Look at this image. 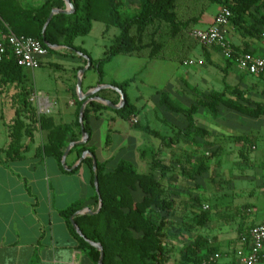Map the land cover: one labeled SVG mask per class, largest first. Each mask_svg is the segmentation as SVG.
I'll list each match as a JSON object with an SVG mask.
<instances>
[{
  "label": "trees",
  "instance_id": "trees-1",
  "mask_svg": "<svg viewBox=\"0 0 264 264\" xmlns=\"http://www.w3.org/2000/svg\"><path fill=\"white\" fill-rule=\"evenodd\" d=\"M73 13L70 15L53 16L48 23L44 34L42 29L54 8H62V0H45L39 7L24 6L20 0H0V35L7 31L18 36L30 37L37 40L47 53L53 51L44 43L55 47L63 46L68 49L69 55L80 53L87 54L80 48L73 46V40L85 37L91 30L92 22H100L106 28L112 27L119 30V36L112 42L104 58L90 60L98 76V84L101 83L103 66L118 55L131 57H145L146 59H165L162 50L168 40L176 37L180 32L192 30L211 4L226 8L231 17L229 23L241 26L248 22L244 31L251 37L259 38L264 31V6L262 0H138L137 7L132 14L123 16L122 3L119 0H70ZM228 23V24H229ZM233 48V47H232ZM211 50L218 52L217 48ZM237 53H249L238 51ZM203 55L207 62L210 54L206 48ZM225 69L235 66L233 61L224 60ZM225 71V70H224ZM262 76V75H258ZM24 80L23 69L18 67L9 50L0 60V84L22 83ZM128 82L113 85L119 89L124 97V104L115 113L128 121L136 114L135 107L129 102L125 93ZM27 94V92H24ZM159 107L165 112L182 116L186 123L183 131H177L172 137L161 135L150 129L148 125L136 128L142 133L159 141V148L155 153L149 171L138 174L132 165L126 161H120L112 172H106L105 163L96 162V175L98 195L101 207L94 215L76 216L74 222L84 239L98 243L103 250L102 264H168L170 250L167 240L175 239L174 235L166 232L172 225L166 215L174 208V202L169 197V192L162 183V178L172 168L164 165L156 157L162 149L175 145L178 137L192 141L194 138H206L208 133L196 126L195 114L200 108L205 109L212 118L218 114V107L223 106L251 118L264 116V105L250 103L244 99V93L238 88L224 86L222 92H211L205 97L196 99L188 107L182 106L170 98L166 92L159 93ZM26 98L22 103V110L26 111L28 121L41 130H47L46 143L42 150L50 155L58 163L61 161L62 150L65 147L66 138L71 135L70 141H76L71 134V128L67 125H53L51 118L37 116L33 109H27ZM81 102H77L75 110V127L80 133L78 123V111ZM104 106L90 103L84 110L83 130L89 139L87 115L90 110H98ZM27 133L26 125L16 113L12 124L9 126L7 147L2 150L10 161L22 158L24 148L20 145V138ZM237 143H243L240 156L247 154L245 145L252 143V136H230ZM88 142V140H87ZM86 142V143H87ZM80 156L87 149L84 145L76 146ZM188 160V158H187ZM186 160V161H187ZM82 163L92 170V160L85 158ZM208 158H202L189 166H181L182 175L191 181L207 172ZM160 177L156 178L155 173ZM91 185L93 186V172L91 171ZM138 188L143 198L140 202H134L131 192ZM94 201L98 204L97 195ZM82 204L76 203L60 212L70 235L78 243V248L86 251L92 264H97L99 253L81 239L69 223V218L81 211ZM209 220L208 214L201 212L196 217L197 227H203ZM253 227V226H252ZM250 229V228H249ZM140 234L134 237L133 234ZM217 249L208 243V240L196 236L191 243L183 246L178 252V264H209L207 259Z\"/></svg>",
  "mask_w": 264,
  "mask_h": 264
},
{
  "label": "crops",
  "instance_id": "crops-1",
  "mask_svg": "<svg viewBox=\"0 0 264 264\" xmlns=\"http://www.w3.org/2000/svg\"><path fill=\"white\" fill-rule=\"evenodd\" d=\"M20 1L24 6L36 8L45 0H30L29 2L33 4L30 6L24 3L28 1ZM119 1L122 3V12L125 5L132 0ZM38 3L39 5H37ZM64 7L65 3L63 2L62 8L54 9L62 10ZM218 11L219 9L203 29L208 28L212 24L213 18ZM250 21L251 20L248 19V22L241 26H234L229 23L226 27L227 40L236 50L246 51L256 57L264 59V31L262 33L263 35L259 38L249 36L244 31V28L247 24H250ZM94 23L95 22H92L90 32L92 31ZM109 28L112 27L106 28L104 26L102 33H107ZM195 29L196 28L193 27L192 31ZM118 36H116L112 42ZM80 38L83 37H78L73 40L74 47L82 49L87 54L86 57L88 60L95 61L102 59L91 58L85 51L82 41L79 42ZM110 46L105 50V54ZM51 50L53 52L47 53L42 59L39 68L48 65L54 69L62 70L64 74L61 75L58 72L52 73V79L50 81L48 80V86L33 91L29 89L27 92L28 95L26 94V103L29 105L30 109L35 111L37 116L51 118L53 125L70 126L71 134L76 141H70L71 135L66 138L67 141L62 150L64 154L66 148L71 143H76L81 140V132L78 133V129L75 127V110L77 102H79L76 93V81L79 71L86 67L87 62L84 57H82L83 55L80 56L79 53L69 55L68 49L63 46H55ZM207 50L210 54V61L207 62V64L210 67L218 69L219 72L215 74L214 77H211L210 73H205L200 77L198 82L201 84L202 90H200L197 96L202 98L211 92H222L224 86L227 85L230 88H238L244 93V99L248 100L250 103H261L264 105V75H249L239 70L236 66L225 69L224 59L222 57L220 58L219 52L211 49ZM121 56L123 55H118L113 59H120ZM216 59L219 61L216 62ZM62 63H65L64 65L66 66L64 67ZM109 63L105 64L102 69L103 75L100 84H98V76L93 67H89L85 71L81 77L82 93H87L98 85L114 87L113 85L115 83L112 85L107 81V74L105 72V67H107ZM90 69H93L94 75L85 82V75ZM32 78L33 84H36L37 77L33 74ZM25 80L26 78L24 76L23 82L18 86H23ZM128 81L131 80L123 81L122 83ZM218 82L221 83V87ZM177 83L178 79L174 81L176 89L173 90L169 82L162 92H166L175 102L188 107L194 103L198 97L193 99L192 103L187 101L186 98L191 95H196L194 93L196 89L190 84H185L186 86L180 85V87ZM17 92H19V89ZM32 94H35L36 97L33 102H30L29 98ZM94 96L102 98L113 105H118L120 103L119 94L113 90H100ZM158 99L159 94L157 93L155 98L156 105L162 113H167L163 108L159 107ZM6 102L12 108L14 114L19 113V106L15 105L13 99L6 101L0 100V105L6 104ZM90 103L104 106V108L98 110H90L87 115L89 139L87 138L88 142L85 144V147L93 151L96 162L105 163L106 172H112L120 161H126L132 165L136 173L145 174L146 171L142 170L141 172L139 168L137 169L134 161L138 160L137 158L144 159L141 155L145 154L144 149L148 141L142 140V136H138V134L132 132L131 129H134V127L130 120L133 116L130 120L126 121L119 117L115 113V110L98 102ZM90 103H88L86 107ZM222 108L229 109L219 106L217 116L212 118L209 115L210 120L207 121L206 124H199L196 118L198 114L201 112L204 113L206 110L203 108L198 110L194 116L196 126L204 129L209 135L206 138H194L192 141H188V143L192 145L193 150L189 148L186 150V153L195 155L197 153L195 150L199 146V157L201 153H204V147L201 149V146L205 145L209 147L208 145L211 144L210 148L215 147L214 149H216L217 146L213 142V139H222L226 135L231 137L240 135L256 136L255 138L252 137V143L245 145L247 154L244 156H240L239 153L244 144L237 143L231 139L237 149L239 158L244 161L248 158L251 150L257 151L256 142L258 141L262 142L259 151L264 152V150H262L264 147V140L259 138L258 135L261 133L256 131L254 127L261 125L264 134V116L251 118L232 109H229V112L226 111L224 114H221ZM109 111L113 114H109ZM168 114L169 116L160 120L162 126L167 128L169 133L167 135L160 134L172 137L177 131H183L186 123L182 116L172 113ZM135 115L138 117L137 113ZM27 117V113L22 112L20 115L27 130V133H24L20 138V145L24 148V152L21 154L22 158L17 161H10L7 159L6 154L2 152L8 145V130L14 118L11 119L6 131H4L3 142H5V145L4 147H0V264H92L88 259L86 251L78 248V243L70 235L65 221L60 215L61 211L76 203H81L83 209L85 208L93 213L97 211L98 204L96 205L94 201L95 192L90 182L92 170H90L86 164L79 162L81 155L78 156V149L74 148L76 146L71 147L65 157H63L62 154L60 163H58L54 157L44 154L42 147L46 143L48 131L41 130L38 126L36 127L30 124ZM118 119L124 120L127 126L121 122L119 123ZM104 127H107V132L109 134L106 135L107 141L103 146H100V131ZM252 132H255V134ZM178 138L179 140L175 145L166 149L170 151V156H173V159H177L174 157V153L177 154L176 149H178V144L181 143L180 139H184L181 136ZM148 152L151 156L152 149ZM151 161L150 159V162ZM245 165H248L249 168L252 167L251 164H236L240 170V166H243L242 169H244ZM171 166L178 167L176 164H171ZM243 172L244 170L240 173L237 172L239 175L236 180H243L245 178ZM200 177L193 180L194 183H198ZM163 178L161 179L162 181ZM131 196L134 202H140L143 198V194L138 188L131 192ZM246 205V207L250 208L248 204ZM261 222L262 221L253 223L252 226L258 225ZM133 236L139 237L140 234L134 233ZM178 242H180V239ZM174 243L175 239L173 238L167 240L168 249L170 250V259L174 253ZM187 244L182 243L178 252Z\"/></svg>",
  "mask_w": 264,
  "mask_h": 264
},
{
  "label": "rangeland",
  "instance_id": "rangeland-1",
  "mask_svg": "<svg viewBox=\"0 0 264 264\" xmlns=\"http://www.w3.org/2000/svg\"><path fill=\"white\" fill-rule=\"evenodd\" d=\"M26 1L28 2L23 1L26 5H33L32 2H29L30 0ZM137 2V0H132L127 3L122 10V15L132 14L137 7ZM218 9H220L218 5H209L194 27L203 29ZM103 29L102 23L95 22L90 34L79 39L91 58H103L105 50L110 46L112 40L119 35V30L116 28H109L107 33H102ZM191 33L192 30L183 31L168 40L164 44L161 54L165 59L148 60L145 57L121 56L120 59H112L109 65L105 67L107 81L112 85L113 83L120 85L123 81L131 80L128 81L125 87V93L129 102L137 110L138 117L134 115L133 118L137 119L139 127L148 125L150 129L167 135L169 133L168 129L162 126L160 119L166 118L169 114L162 113L157 107L156 94L161 93L169 82L171 88L176 89L174 81L178 79L177 84L179 86L190 84L196 89L194 91L196 95L186 98L187 101L192 103L196 97H198L197 99L200 98V96H197L202 90V86L198 82L200 77L205 73H210L211 77H214L219 72L218 69L207 64L203 55L204 48L194 41ZM226 38L228 39V36ZM186 61H192L194 64L191 66L184 65ZM199 61L202 62V65H199L200 67L196 64ZM218 61L216 59V62ZM64 64L62 63L65 67ZM92 70L87 71L85 82L94 75ZM55 72L61 75L64 74L62 70L54 69L48 65L33 71L23 69L26 78L24 85L19 87L18 83L0 84V100L13 99L15 105L19 106V114L26 113L22 110V103L26 98L24 92H28L29 89L33 91L45 88L52 79V73ZM32 73L37 77L36 84L32 82ZM219 86L221 87V83ZM18 89L19 92H17ZM27 107L29 109V105ZM226 111L229 112L230 110L222 108L221 114ZM109 112V114H113L111 111ZM15 115L7 102L0 105V147L5 145V142H3L4 131H6L11 119L15 118ZM209 117V114L204 111V113L198 114L196 118L199 124H206L210 120ZM118 122L127 126L122 119H118ZM132 126L134 127V129H131L133 133L142 136V140L148 141L144 149L145 154L141 155L144 159L137 158L138 160L134 161L137 169L139 168L141 172L144 170L147 173L151 164L150 159L152 160L157 152L159 142L141 131L139 132L135 124H132ZM254 127L256 131L261 133L258 135L259 138L264 140L262 126ZM252 133L255 134V132ZM108 134L107 127L100 131V146H103L107 141L106 135ZM180 141L181 143L178 144V149H176L177 154L174 153V157L177 159H173V156H170V151L166 149H162L156 157L164 165H170V168H172L165 174L162 181L170 194L169 197L174 202L173 210L166 215L168 221L172 223L166 232L176 237L174 253L168 264H178V249L182 246V243H191L196 236L205 238L211 246L217 249L207 259L209 264H242L237 253L245 250V238L250 230L248 228H251L253 223L264 219V152L259 151L262 142H256L257 151L251 150L248 158L244 161L239 158L237 149L229 135L224 136L222 139H213L217 146L216 149H214L215 147L210 148L211 144L208 145L209 147L201 146V149L204 147V153H201L199 157V146L195 150L197 152L195 155L192 153L187 154V149L193 150L192 145L185 139H180ZM151 149L152 154L150 156L148 151ZM262 150H264V147ZM205 157L208 158L207 172L201 175L198 183L186 179L180 172L179 167L171 166V164L178 166L180 164L186 167ZM236 164H251L252 167L249 168L248 165H245L242 169L243 166H240V170ZM139 170L137 171L140 172ZM243 170L245 178L236 180L238 173ZM155 176L160 177L158 172L155 173ZM246 204L250 208L246 207ZM201 212L207 213L209 220L203 227H197L194 220ZM179 239L180 242H178Z\"/></svg>",
  "mask_w": 264,
  "mask_h": 264
},
{
  "label": "built area",
  "instance_id": "built-area-1",
  "mask_svg": "<svg viewBox=\"0 0 264 264\" xmlns=\"http://www.w3.org/2000/svg\"><path fill=\"white\" fill-rule=\"evenodd\" d=\"M264 6V0H262ZM231 17L226 8H220L213 18L212 24L206 29H195L191 36L194 41L206 49L217 48L224 60H231L235 66L246 74L258 76L264 75V59L250 53H237L226 38V27ZM9 50L16 63L22 69L35 70L39 68L42 59L47 55V50L37 40L18 36L10 31L0 35V60ZM194 62L186 61L184 65L191 66ZM198 66L202 62L196 63ZM35 94L29 98L30 102L35 99ZM132 124L137 121L132 118ZM244 252H238L242 264H264V219L258 225L250 228L246 236ZM216 257V256H215Z\"/></svg>",
  "mask_w": 264,
  "mask_h": 264
},
{
  "label": "water",
  "instance_id": "water-1",
  "mask_svg": "<svg viewBox=\"0 0 264 264\" xmlns=\"http://www.w3.org/2000/svg\"><path fill=\"white\" fill-rule=\"evenodd\" d=\"M64 3H65V7L64 9L60 10V9H52L46 22H45V25L42 29V34H44V31L48 25V23L50 22V20L52 19L53 16H56V15H70L73 13V6L70 2V0H62ZM44 45L49 48V49H52L53 47L44 43ZM80 56H82V54L79 53ZM84 57V59L86 60L87 64H86V67L81 69L79 71V75L77 77V81H76V93H77V98H78V101L81 102V106L79 108V111H78V123L80 125V132H81V140L79 142H76V143H71L65 150L64 154H63V157H65V155L67 154L68 150L73 147V146H80V145H84L86 144L87 142V135L86 133L84 132L83 130V116H84V110H85V107L88 103L90 102H98V103H101L103 105H105L106 107L110 108V109H113V110H118L119 108H121L124 104V97L121 93V91L117 88H114L112 86H108V85H98L96 86L95 88H93L92 90H90L89 92L87 93H82L81 91V77L82 75L85 73V71L90 67V63H89V60L86 56H82ZM106 89H109V90H113L115 92H117L120 96V103L118 105H113L111 104L110 102L102 99V98H99V97H96L94 96L98 91L100 90H106ZM85 158H90L92 160V172H93V188H94V192L95 194L97 195V198H98V207H97V211L96 212H91L87 209H82L81 211H78L76 212L73 216H71L69 218V223L71 225V227L74 229V231L76 232V234L81 238L83 239L91 248H93L94 250L98 251L99 253V258H98V261H97V264H102V260H103V250H102V247L100 246V244L98 243H94V242H91V241H88L86 239H84L83 235L80 233L79 229L77 228L75 222H74V218L76 216H82V215H94L96 214L100 207H101V200H100V197L98 195V185H97V175H96V160L94 158V156L89 152V151H84L81 156H80V159H79V162H82Z\"/></svg>",
  "mask_w": 264,
  "mask_h": 264
}]
</instances>
